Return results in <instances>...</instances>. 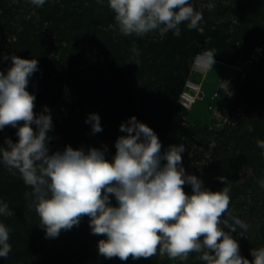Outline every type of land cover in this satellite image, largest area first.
I'll use <instances>...</instances> for the list:
<instances>
[{"label":"clouds","instance_id":"9594fccd","mask_svg":"<svg viewBox=\"0 0 264 264\" xmlns=\"http://www.w3.org/2000/svg\"><path fill=\"white\" fill-rule=\"evenodd\" d=\"M30 2L36 7L45 4V0ZM108 7L125 36L143 37L158 30L161 37L169 31L179 37L185 22L190 30L201 35L204 31L200 27L203 15L189 0H108ZM208 8L212 10L214 4ZM132 52L139 55L135 46ZM215 54L214 49L199 54L197 65L212 69ZM10 59L7 72L0 71V130L17 128L18 141L5 138L7 147H0V160L31 187L46 238L58 237L61 230L78 226L87 216L92 234L106 237L98 242V254L106 259H151L159 253L187 260L191 253H198L206 264H264V247L250 250L251 261L240 254L232 233L237 228L246 232L249 225L229 213L230 189L211 191L197 176L187 174L181 155L185 145H169L162 153L157 134L135 116L120 125L127 135L117 138L111 161L105 158L106 146L87 152L66 146L50 154V109L45 106L37 115L35 95L27 91L38 61L15 55ZM221 87L227 89V82L221 81ZM85 123L91 125L93 134L103 130L98 114H89ZM257 146L264 150V140H257ZM218 180L227 183L223 175ZM185 184L191 186V195L184 191ZM0 215H13L7 203H0ZM9 231L0 223L2 258L12 250Z\"/></svg>","mask_w":264,"mask_h":264},{"label":"trees","instance_id":"16d2710c","mask_svg":"<svg viewBox=\"0 0 264 264\" xmlns=\"http://www.w3.org/2000/svg\"><path fill=\"white\" fill-rule=\"evenodd\" d=\"M106 2L107 0H102L101 2H95L93 0H68L65 7L61 8L60 4H56L53 6V9L50 8L52 5H50L49 2H45L43 5L44 8L38 9V14L35 18L40 19V21L42 20V22L50 23L51 26L49 29L56 35V39L53 40L46 32H42L41 29L37 28V25L34 23V17L29 21L21 17L22 22L20 25H22L23 28L18 30L16 26L14 27L12 21H17L15 20V16L18 12V6L15 4V0H0V30L2 32L9 31V33L13 31L12 34L16 37L15 40L12 41L11 36L8 35L5 38L8 46L5 47L0 45V71L7 72L12 63L10 59L12 55L23 59H36L38 61V70L29 77L27 91L35 95L34 112L37 115L43 112L45 106L50 109L53 123V129L48 133L51 137L48 142L50 154L56 151L62 152L66 146H71L73 149L83 148L86 152L92 147L104 150L106 143L103 141L106 140H101L103 139L102 135L103 133L106 134L112 128L111 126L117 123L119 118L121 121L126 119V117L130 118L135 116L137 121L144 123L149 127L152 126L151 129L157 131L158 129H161L163 135L171 133L174 135L182 134L185 136L189 132H200L201 130H204L196 128V126L187 128V126L182 124L183 115H190L191 110H193L199 100L196 101L191 109H187L182 104L177 103V98L179 100L180 93L185 89L188 80L186 77H184L182 87L177 91L176 96L172 99L167 98V104H165V107L158 106L154 110L149 108L147 112L145 110L141 113L137 112L135 115H132V109H127V107H125L124 109L119 110L120 112H118L119 115L117 117L114 119L112 118L115 112L113 104L116 103V99L112 96L113 86L110 85L109 77L115 75L113 64L119 60L122 61L123 65L126 61L131 60L134 57L132 47L136 42L132 36L120 37L119 35L117 37L118 41L116 42L114 32L112 30H107L116 22L114 20V14ZM247 5H252V3L249 1ZM247 5H244V7ZM192 6L197 11V7L194 5ZM261 8L262 11H264V5ZM229 10L231 11L230 8L223 7L217 11L215 10L216 12L213 11L215 12L214 14L213 12L204 13L205 15L202 14L203 20L200 22V27L204 29L202 35L196 29H188L187 22H185L180 25V36L177 37L173 35L172 31H169L164 36L163 45L150 44L148 48L145 49L144 40H139L138 42L141 43L140 47L142 46L144 52L153 53L151 58L148 59L145 55L147 53H143L142 60L146 62L147 66L153 67L160 63V60L167 61L170 58H175L178 64L176 70L181 71L182 73L184 72L186 76L189 71H193L194 61L200 54H198V48L203 51L202 48L207 50L206 47H210L212 44L226 45L225 43L228 37L224 30H219V28L210 30V26H212L214 21H217L219 17H224L226 15L225 13ZM210 14H212V17L211 19H208ZM222 26L225 28L227 23H223ZM73 33L74 36L72 37L71 35ZM69 37L72 38V40L74 38L79 42L85 43L86 47L84 50H87V52L90 53L91 51L92 53L95 52L98 54V56H105L104 61L108 67L106 68L107 70L104 71V75L100 72L101 75L97 77L98 79H94L96 80L94 83L95 87L94 89H91L90 94L94 95L97 100L94 102H87L85 108L82 99L83 97H86V95H81L78 103L80 109L78 113L63 110L67 107V104H64L63 98L61 97L63 93L62 83L65 78H73V76L83 77L84 74L79 73V70H74V65H71L72 68L70 67L67 70L66 65L62 63L63 56L59 61L42 59V55L45 54L43 52L45 49L49 46L56 47L55 43L57 42L60 44L59 47H62L61 43L63 42V39H67V42L70 43ZM121 38L122 40H119ZM94 45L101 47L100 50L98 49L100 52L96 50V47H93ZM193 45H196L198 48L193 49ZM234 45L231 47L234 48ZM258 45H263L264 55V26L262 23H260L258 31H250L247 42L242 43L241 46L235 47L240 54V59L238 61L228 62L218 60L220 61L219 65L222 67H229L230 65L244 63L253 54V48ZM161 48H165V52L161 51ZM5 55L9 57L8 60L3 59ZM81 56L83 55L80 53L74 57L80 59ZM227 59H230L229 61H231L233 58ZM73 62L74 61L70 58L67 63H69L70 66ZM253 68L260 69V74L257 76L259 82H256L255 78H251L252 76L249 74L243 80L244 84L240 92L237 94L238 100L247 105L246 112L249 114L241 119L242 121L238 122L236 127L226 126L222 131L216 133L215 139L217 145L214 146L215 148L212 150L211 158L206 165L199 167V174H205V176L206 173L210 174L206 187L211 191H220L223 187L229 188L230 193L237 191L239 189V187L235 186V180L238 176L237 172L241 171L245 162L252 166L254 176H251L246 184L243 185L244 189L247 190L252 185L258 184V181L254 180V177L259 178L258 180L264 178V155H262L264 150L257 146V140H264V133H261L258 125L247 126L245 131L242 129L243 126H245V122L251 117L250 114H252V112L259 111V113H261V111H264L263 59L256 64L254 63ZM98 74H93V76L96 78ZM196 81H202L204 88V80L196 79ZM108 85L110 87L107 91L105 87ZM215 87L218 90V82ZM138 95L139 97L142 96L141 93ZM147 95L149 97V94ZM137 99L139 100V98ZM139 101L142 106L143 99ZM122 103L125 104L124 101ZM221 106L222 102L217 99L214 102V108H220ZM143 108L147 109V105L143 106ZM208 110L211 112L212 116V110L209 108ZM91 113L99 115L103 129L96 134L92 133L91 125L85 123L86 118ZM195 121L199 124L202 122V120L198 119ZM22 123L23 122H21V124ZM32 127L35 130L36 126L34 124ZM249 127L252 129L251 131L248 130ZM15 129L16 128L13 130V127L7 126L2 130L0 133V147H7L4 143L5 138H10L13 143L18 141L16 135L17 130ZM204 132L205 131L202 133ZM109 145L111 150H106L105 158L111 161L116 153V148L114 142ZM6 171H8V168L3 164L2 160H0V185L6 187L4 190L6 193H1L2 199L5 200V203L8 201L9 203L14 204L16 209L23 211L25 208L24 194L29 186L25 185L18 171L15 175L12 173L11 175H6ZM222 175L227 177L226 184H223V182L218 180V177ZM184 189L187 191V194H192L190 185L185 184ZM110 199L112 205L117 206L115 198L110 196ZM89 219L90 218L87 217L86 222H82L83 224L80 227L82 230L87 231V234H85L87 247H85V251L82 255L85 257L93 256L95 253L98 254V242L102 239H106L105 236L92 234L89 226ZM0 223H2L1 220ZM4 225L6 226V224ZM23 231L24 234L22 235L13 234L9 231L8 242L11 244L12 250L7 258L0 257V264H15L12 257H18L21 254H25L32 258V262L34 261L35 264L73 263L69 257V246L74 245L76 240L79 239V236L77 235L78 231H80L78 226H73L70 230H61L58 237L52 238L54 245L51 250L44 247H37L36 242L45 236V231H39L36 226L32 228L27 227V229ZM46 251L49 252V254ZM98 256L99 255L95 258ZM79 258L80 257L78 256L75 257V259ZM24 264L28 263L24 262ZM111 264L116 263L112 262Z\"/></svg>","mask_w":264,"mask_h":264},{"label":"rangeland","instance_id":"374dc122","mask_svg":"<svg viewBox=\"0 0 264 264\" xmlns=\"http://www.w3.org/2000/svg\"><path fill=\"white\" fill-rule=\"evenodd\" d=\"M93 1L98 2V0ZM101 1L102 0H99V2ZM249 1L252 3V5H247ZM45 2H49L50 5H52L50 8L53 9V6L56 4H60L61 8L65 7L68 0H45ZM15 4L18 6V12L15 16V20L17 21H12V24L14 27L16 26L18 30L23 28L22 25H20L22 22L21 17L29 21L33 17L35 18L37 16L38 9L44 8V6H34L30 0H15ZM106 4L108 5V0ZM190 4L196 6L197 12L202 14L212 13L213 11H217L223 7H228L231 9V11L229 10L227 13H225L226 15L224 17H219V19L214 21L213 25L210 26V30H215L217 28H219V30L223 29L228 37L225 43L227 46L222 44H212L210 47H206L207 50H216V54L214 56L216 62L213 65V69L210 72L208 71L204 74L189 71V73H187L185 76L184 72L182 73L181 71L176 70V66H178V64L175 58H170L167 61L160 60V63L156 64V66L149 67L146 65V62L142 60V54L147 53L145 55L148 59L151 58L153 53L146 51L144 52L142 46L140 47L141 43L138 41L144 40L143 42H145V49L148 48L150 44L163 45L164 36L166 34L161 37L158 30L150 32L143 37H137L133 34L131 36L136 42L133 44V47L135 46L138 49L139 55L133 54L134 57L131 60L126 61L123 65L122 61L117 60L116 63L113 64L115 75H111L109 77L110 85L113 86L112 96H114L116 99V103L113 104L115 112L112 118L114 119L117 117L119 115L118 112H120L119 110L124 109L125 107H127V109H132V115H135L137 112L141 113L145 110L147 112L149 108L154 110L158 106L165 107V104H167V98H174L177 91L182 87L184 77H186L188 80H204L203 94L205 97H203V99H199L193 110H191L190 115L184 114L182 120V124L187 126V128L196 126V128H201L204 130H201L200 132H189L185 136L182 134L174 135L171 133H166L163 135L161 129H158V131L153 129V131L157 134L161 142L162 153L168 148L169 145H179L181 143L185 145L186 150L181 154L182 166L185 168L187 174L195 175L201 180L204 179L202 181L204 183V187H206L210 178V174L206 173V176L205 174H199V167L206 165L209 162L212 150L215 148L214 146L217 145V141L215 139L216 133L222 131L226 126L236 127L237 123L241 122V119L249 114L246 112L247 105L238 100L237 94L240 92L244 84L243 80L246 78V76L251 74V78H255V81L259 82L257 76L260 74V69L253 68L254 64L244 65L242 63L230 65L229 67H222L219 65L220 61L218 60L236 62L240 59V54L237 52L238 49L235 47L241 46L242 43L247 42L250 31H258L260 23H262L264 26V11H262L261 8L264 5V0H190ZM209 4H214V8L212 10H209L208 8ZM244 5L247 6L244 7ZM215 12H213V14ZM211 17L212 14H210L208 19H211ZM2 21L5 22L4 20ZM225 22L227 23V26L224 28L222 24ZM34 23L37 25L38 29H41L42 32H46L47 35H49L53 40L56 39L55 33L49 29L51 26L50 23L42 22V20L40 21L38 18H35ZM107 30H112L114 32V35L116 36V42L118 41V35L120 37H125V35L120 33L116 23L110 26ZM12 33L13 31L9 33V31L2 32L0 30V45L5 47L8 46V43L5 39L8 35L11 36L12 41L15 40L13 39L14 34ZM71 36L73 37L74 33ZM69 40L70 43L67 42V39H63V42L61 43L62 47H59L60 44L58 42L55 43L56 47L49 46L43 51L46 55L43 54L42 59L59 61L63 56L62 63L66 65L67 70L71 67V65H74V70H79V73L84 74L83 77L73 76V78H65V80L63 79L62 83L63 93L61 97L63 98L64 104H67V107L65 106L66 108L63 110H68L72 113H78L80 111L78 103L81 95H86V97H83L82 99V102L85 104V108L87 106V102H94L97 100L94 95L90 94L91 89H94L95 87L94 83L96 80L94 79H98L97 77L100 76L101 73L104 75V71H106V68L108 67L104 61L105 56H98V54L95 52L92 53L91 51L90 53L87 52V50H84L86 44L83 42H79L74 38L72 40L70 37ZM119 40H122V38ZM232 45H234V48L231 47ZM258 46L253 48V52ZM93 47H96L97 51L101 48L95 45ZM192 48L194 49L198 47L193 45ZM160 50L165 52V48H161ZM198 50V54L206 51L205 48H202L203 51H201L199 48ZM80 53L83 55L80 59L74 57ZM70 58L74 62L69 66V63L67 62L70 60ZM227 58L233 59L229 61L230 59ZM262 59L264 64V55H262L261 60ZM93 74L98 75L95 78ZM221 81L227 82V89L221 87ZM217 82L218 90L215 87ZM109 87L110 86L108 85L105 87V89L108 91ZM215 89L219 94L218 98L220 102H222V106L220 108L218 107L212 109L211 116V112L208 110V105L211 102V93H213ZM139 93H141V97H139ZM147 94H149V97ZM137 98H139V100L143 99L142 106L140 105L141 103ZM123 101L125 104L122 103ZM177 103L180 104L178 98ZM145 105H147V109H145L146 107L143 108ZM250 115L251 117L247 122H245V126H243L242 129L245 131L247 126L258 125L260 127L261 133H264V111H261V113H259V111L252 112ZM196 119L202 120L201 124L197 123L195 121ZM128 120L129 118L127 117L121 121L119 118L117 121L118 124L116 123L112 125V128L106 134L103 133V139L101 140H106L103 142L106 143L105 146H107L108 150H111L109 144H113L114 142L115 146V142L118 137L127 135L120 131V125L122 123H126ZM150 128H152V126H150ZM15 130H17V128ZM203 131L205 132L202 133ZM1 132L2 130H0V133ZM162 163L164 162L162 161ZM237 173L238 176L235 180V186L239 187V189L237 191H233L232 193L229 192L231 203L229 205L228 211L231 216L239 218L249 225V228L246 232L237 228V232L232 233V235L239 243L241 256L251 261L252 257L250 255V250L252 248L264 247V187H261V182L264 181V178L262 180H258L259 178L254 177V180L258 181V184L252 185L246 190L244 189L243 185L246 184L251 176H254L252 166L245 162L241 171ZM5 174L11 175V172L8 170L5 172ZM5 188V186L0 185V203H5V200H3L1 196V193H6L4 192ZM184 191L187 193L185 189ZM31 193L32 189L29 186L24 194L25 208L23 211L16 209L14 204H11L7 201L9 209L13 212V215H0V220L2 223L6 224V227L11 229L10 231L13 234L22 235L24 234L23 230L27 229V227L32 228L34 226H36L39 231H45V229L40 226V218L34 207L35 197ZM86 218L87 216L83 217L78 225L80 231H78L77 235L79 236V239L76 240L74 245L69 246V257L70 260L73 261L71 264H111L112 262H115L116 264H206L205 261H202L199 258L200 254L198 253H191L187 260H173L167 255L160 256L159 253H157V255L153 256L151 259L133 260L130 257L127 261H121L117 257L106 259L97 253H95L93 256L88 255L89 257L82 256L85 251V247H87L85 242V234H87V231L82 230L80 227L83 224L82 222H86ZM225 230L227 231V229ZM241 233L243 236H240ZM36 243L38 248L44 247L48 248L49 250H51L54 245L53 239L46 238L45 236L40 238V240H38ZM47 253L49 254V252ZM97 255L99 256L95 258ZM77 256L80 258L75 259ZM12 260L15 262V264H24V262H27L28 264H35L34 261L32 262V258L26 256L25 254H21L18 257L14 256L12 257Z\"/></svg>","mask_w":264,"mask_h":264},{"label":"built area","instance_id":"2783aa9c","mask_svg":"<svg viewBox=\"0 0 264 264\" xmlns=\"http://www.w3.org/2000/svg\"><path fill=\"white\" fill-rule=\"evenodd\" d=\"M263 55V47L262 46H258L255 48L253 54L251 55L250 58H248L243 64L247 65V64H256L257 62H259L262 58ZM198 57V56H197ZM196 57V59H197ZM196 59L194 61L193 64V71L194 72H199V73H207L210 70H203L201 69L197 63H196ZM180 97H179V102L180 104H182L185 108L187 109H191L194 104L196 103V101L198 99H203V85H202V81H196V80H192L189 79L186 82L185 85V89L183 90L182 93H180ZM219 94L217 91H214L213 93H211V102L208 105L209 109H214V102L219 99L218 98Z\"/></svg>","mask_w":264,"mask_h":264}]
</instances>
